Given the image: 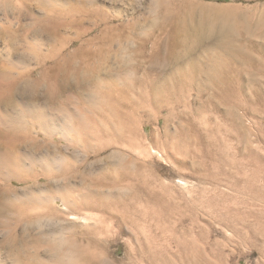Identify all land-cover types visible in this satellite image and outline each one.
Segmentation results:
<instances>
[{
  "label": "rangeland",
  "instance_id": "obj_1",
  "mask_svg": "<svg viewBox=\"0 0 264 264\" xmlns=\"http://www.w3.org/2000/svg\"><path fill=\"white\" fill-rule=\"evenodd\" d=\"M1 79L0 264H264V0H0Z\"/></svg>",
  "mask_w": 264,
  "mask_h": 264
},
{
  "label": "bare ground",
  "instance_id": "obj_2",
  "mask_svg": "<svg viewBox=\"0 0 264 264\" xmlns=\"http://www.w3.org/2000/svg\"><path fill=\"white\" fill-rule=\"evenodd\" d=\"M176 19V18H175ZM181 19V17H177V19L176 20H171L169 23L170 24H173V28H172V35H171V39H173V40H176V41H178V43L182 46V45H185V43H187V40H188V36H187V34H186V32L184 31V29L182 28V26L179 24V20ZM203 29L201 28V26H199L198 27V29L196 30V32H197V34H198V32H201ZM191 41H192V43H197L198 41H199V37L196 35V36H193L192 38H191ZM175 55H176V53L173 51V53L172 54H170L169 53V57H171V59H173V58H175ZM228 55H231V56H233L232 55V53H230V54H228ZM20 56V55H19ZM17 59H18V57H17ZM20 59V58H19ZM27 59V58H26ZM26 61V60H25ZM19 62H21V60L19 61ZM23 62V61H22ZM26 64L28 65V63L26 62ZM25 64V65H26ZM3 71V70H2ZM8 74V73H7ZM2 76V75H1ZM6 77V76H5ZM9 77V76H8ZM7 77V78H8ZM9 79V78H8ZM7 79V80H8ZM2 81H4L3 79H1V81L0 82H2ZM18 85V84H17ZM4 86V85H3ZM24 86V85H23ZM1 87V86H0ZM13 87V86H12ZM10 88V87H9ZM8 89V88H7ZM157 109H159V110H161L162 109V107H159V106H155ZM166 108H167V110H171L172 112L174 111V106H165ZM44 112V111H43ZM9 113V112H8ZM25 114H27V113H25ZM181 114V113H180ZM36 115V114H35ZM30 117V116H29ZM50 117V116H49ZM35 118H37V117H35ZM178 118H179V116H178ZM44 119V118H43ZM37 120V119H36ZM9 128H11L10 126H9ZM59 128V127H58ZM133 128V127H132ZM51 129V128H50ZM64 130V129H63ZM47 131V130H46ZM54 133V132H53ZM48 136V135H47ZM65 141V140H64ZM1 155H3V154H1ZM34 157V156H33ZM4 156L2 157L1 156V158H0V168H2V166L3 167H5L6 166V164L7 163H5V161L3 162V160H4ZM7 158H9V157H7ZM16 158V157H15ZM11 159V158H10ZM20 159V158H19ZM8 160V159H7ZM9 161V160H8ZM11 162H12V160H10ZM19 160H15V162H16V164H18L17 162H18ZM21 161V160H20ZM19 161V162H20ZM22 162V161H21ZM56 162V161H55ZM4 163H5V165H4ZM13 163L14 162H12V164H11V166L9 165V167L8 168H11L12 167V165H13ZM14 166V165H13ZM17 166V165H16ZM3 169V168H2ZM2 169H0V170H2ZM5 169V168H4ZM2 170L3 172L5 171V170ZM47 169V168H46ZM11 171V170H10ZM1 172V171H0ZM11 173V172H10ZM8 174V173H4V175H5V177H6V174L8 175L7 177H9L11 174ZM1 174V173H0ZM11 176H13V177H11L12 179L14 178V175L12 174ZM3 175L1 176L0 175V180L2 181V180H9V179H6L5 177H3ZM5 178V179H4ZM11 180V179H10ZM1 192V191H0ZM6 194H4V196H5ZM3 196V195H2ZM3 196V197H4ZM8 197V196H7ZM2 199V198H1ZM0 199V200H1ZM9 199V198H8ZM2 204H1V201H0V206H1ZM1 208V207H0ZM2 209V208H1ZM4 209V208H3ZM4 211V210H3Z\"/></svg>",
  "mask_w": 264,
  "mask_h": 264
}]
</instances>
